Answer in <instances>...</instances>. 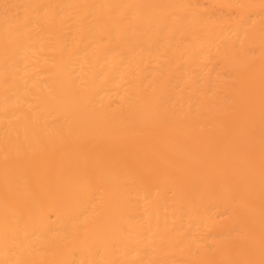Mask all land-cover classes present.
<instances>
[{
  "label": "bare ground",
  "instance_id": "bare-ground-1",
  "mask_svg": "<svg viewBox=\"0 0 264 264\" xmlns=\"http://www.w3.org/2000/svg\"><path fill=\"white\" fill-rule=\"evenodd\" d=\"M0 264H264V0H0Z\"/></svg>",
  "mask_w": 264,
  "mask_h": 264
}]
</instances>
